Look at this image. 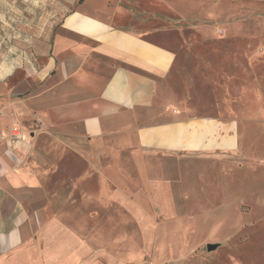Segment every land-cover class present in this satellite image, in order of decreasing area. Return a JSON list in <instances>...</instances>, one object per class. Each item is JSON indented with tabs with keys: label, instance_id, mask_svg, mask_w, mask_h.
I'll return each instance as SVG.
<instances>
[{
	"label": "crops",
	"instance_id": "1",
	"mask_svg": "<svg viewBox=\"0 0 264 264\" xmlns=\"http://www.w3.org/2000/svg\"><path fill=\"white\" fill-rule=\"evenodd\" d=\"M34 2L66 7V14L51 29L28 30L26 0H0V264H76L75 242L47 220L38 182L42 164L59 150L87 167V187L96 182L102 198L137 222L186 221L198 186L185 162L235 152V123L197 117L179 104L181 62L169 30L136 32L133 25L159 19L207 35L209 23L235 19V6L264 0ZM28 32L47 39L33 41L29 67ZM11 37L22 40L11 46L4 41ZM14 128L22 139L12 142ZM230 182L211 188L214 204L222 188L229 195ZM44 229L47 239L39 237Z\"/></svg>",
	"mask_w": 264,
	"mask_h": 264
},
{
	"label": "rangeland",
	"instance_id": "2",
	"mask_svg": "<svg viewBox=\"0 0 264 264\" xmlns=\"http://www.w3.org/2000/svg\"><path fill=\"white\" fill-rule=\"evenodd\" d=\"M11 3L18 10L19 4ZM235 9V19L209 23L207 35L189 26L174 30L159 19L133 25L136 32L164 26L169 30L167 39L181 62L179 104L197 117L235 123V152L185 162V167L194 169L198 186L197 197L191 201L194 207L186 213L190 223L181 219L137 222L118 204L102 198L96 182L87 187L82 178L87 167L63 150L42 164L38 182L44 191L47 220L59 227L60 238L74 240L73 250L79 254L76 264H264V3ZM66 10L26 0L28 30L51 29ZM146 38L160 41L154 35ZM18 40L22 38H4L11 46ZM35 40L47 39L28 32V67ZM24 67L16 66L17 77ZM229 179L234 180L229 195L222 188L214 204L211 188ZM217 208L224 209V215L216 214ZM49 234L44 229L39 237L47 239ZM207 245L216 249L207 251ZM59 247L71 248L61 243ZM83 247L88 249L86 254Z\"/></svg>",
	"mask_w": 264,
	"mask_h": 264
},
{
	"label": "built area",
	"instance_id": "3",
	"mask_svg": "<svg viewBox=\"0 0 264 264\" xmlns=\"http://www.w3.org/2000/svg\"><path fill=\"white\" fill-rule=\"evenodd\" d=\"M20 139H22V136L21 134H19V130L16 128L12 129L10 133V140L13 142V141L20 140Z\"/></svg>",
	"mask_w": 264,
	"mask_h": 264
},
{
	"label": "water",
	"instance_id": "4",
	"mask_svg": "<svg viewBox=\"0 0 264 264\" xmlns=\"http://www.w3.org/2000/svg\"><path fill=\"white\" fill-rule=\"evenodd\" d=\"M206 249H207V251H212V250L216 249V245H207Z\"/></svg>",
	"mask_w": 264,
	"mask_h": 264
}]
</instances>
